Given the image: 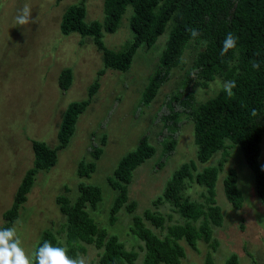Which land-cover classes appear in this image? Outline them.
<instances>
[{"label": "rangeland", "instance_id": "374dc122", "mask_svg": "<svg viewBox=\"0 0 264 264\" xmlns=\"http://www.w3.org/2000/svg\"><path fill=\"white\" fill-rule=\"evenodd\" d=\"M77 2L79 0H0V226L4 222L3 211L10 207L22 175L32 165L31 140L53 147L62 111L69 102L85 99L88 86L96 82L97 88L84 111L77 116L69 141L56 152V161L49 169L34 174L25 201L10 227H15L21 247L29 256L44 229H49L62 241L64 216L59 212L55 197L63 194L73 202L78 194L77 183L93 184L99 187L101 198L94 209L87 207V212L98 226L114 234L126 250H134L137 253L134 264H140L143 250L141 241L129 230L131 214L122 207L115 222L107 223L115 191L106 180L119 158L132 150L145 134L154 153L131 171L126 188L128 201L135 202L133 212L141 215L143 210L150 209L161 214L164 217L162 228L144 221L159 237L166 235L167 226L186 221L167 202L153 205L151 201L161 194L180 164L193 161L194 172H197L217 165L222 157L221 150H217L203 162L196 159L193 124L184 113L177 116L179 125L173 135L171 153L163 155L161 150L160 140L170 134L162 126L161 114L167 111L168 96L184 85V74L193 65L202 44L189 41L180 56L182 64L172 67L152 99L142 103L141 92L156 67L172 23H167L150 47L141 45L135 50L127 70H114L103 66L100 52L90 36L60 33L63 11ZM82 3L86 22L101 21L102 0H83ZM25 4L31 8L34 23L17 25L15 17ZM129 14L127 6L112 32L101 31V40L109 49L121 50L132 40ZM63 68H69L72 75L66 90L57 85ZM223 82L220 77H214L206 85L194 84L193 104L211 98ZM102 135L104 141H101ZM98 147L101 152L94 159L92 148ZM225 152V162L214 185V199L222 214L221 224L210 228L217 242L215 249L200 239L193 247L180 240L183 254L179 264H204L206 256L210 264H223L231 253L236 254L238 264H264V208L253 190V174L237 147H228ZM80 160L94 162L88 177L76 175ZM258 160L264 164V134ZM227 168L235 170L242 195L243 202L238 209L233 208L223 194L222 178ZM201 191L204 192V187L195 181L184 182L183 194L189 199L203 202ZM81 245L84 252L78 253L88 264H95L100 249L91 244Z\"/></svg>", "mask_w": 264, "mask_h": 264}, {"label": "trees", "instance_id": "16d2710c", "mask_svg": "<svg viewBox=\"0 0 264 264\" xmlns=\"http://www.w3.org/2000/svg\"><path fill=\"white\" fill-rule=\"evenodd\" d=\"M82 2L79 0L65 8L59 21L60 33L76 32L80 36H90L105 68L127 70L135 50L141 45L150 47L167 23H172L156 67L141 92L142 103L146 104L152 99L172 67L182 64L180 56L189 41L202 44L196 52L193 65L184 74V85L168 96L167 111L161 114L162 126L170 133L160 140L161 150L163 155L171 153L173 135L179 125L177 116L184 113L193 124L196 159L203 162L217 150H221L222 157L217 165L203 167L201 171L194 172L193 161L182 163L173 171L161 194L151 203L157 205L167 202L186 221L167 226L166 235L159 237L144 221L153 227L162 228L164 217L150 209L143 210L141 215L134 214L135 202L128 201L127 196L126 187L131 180V171L154 153L147 136L141 135L136 146L119 158L111 176L107 177L108 185L115 191L108 208L107 223L111 225L115 222L116 214L122 207L131 214L129 230L141 241L143 250L140 264H179L183 254L178 242L180 240L193 247L200 239L214 250L217 242L210 228L219 226L222 221L220 207L214 199V185L217 173L225 162V150L228 147H237L251 170L254 193L264 208V164L258 160L260 141L264 134V0H102L101 21L88 22L84 20ZM127 6L130 7L128 28L132 32V40L121 50L114 51L103 44L101 31L112 32ZM188 29H196L200 35L192 38ZM228 32L237 37V45L221 56V45ZM253 62L260 64L259 69H253ZM71 77L69 68L61 69L57 77L59 89L66 90ZM214 77H220L223 81L234 80V96L229 98L221 87L211 98L193 104V85H206ZM96 88L97 83L92 82L87 88L85 99L66 105L61 113L53 147L31 140L32 165L22 175L10 207L3 211L4 222L0 229L9 228L17 217L18 208L25 201L34 174L49 169L55 163L56 152L69 141L77 116L84 111ZM253 109L257 111L256 116L251 114ZM101 141H104V135ZM100 152L99 147L92 148L91 155L97 159ZM93 169V161L85 163L80 160L76 175L88 177ZM187 180L204 187V192L200 194L203 202L191 200L183 194L184 182ZM222 189L230 205L235 209L240 208L243 199L233 168L225 171ZM77 191L73 202H69L63 194L55 197L59 212L64 216L61 224L63 240L59 241L52 231L44 229L33 252L48 240L53 246L66 247L68 255L75 258L78 252H84L81 244H91L100 249L95 264H134L137 253L132 249L126 250L114 234L98 226L87 212V207L94 209L101 198L99 187L79 182ZM195 221L199 224L194 225ZM210 263L209 256H206L204 264ZM223 264H238L236 254H229Z\"/></svg>", "mask_w": 264, "mask_h": 264}, {"label": "clouds", "instance_id": "9594fccd", "mask_svg": "<svg viewBox=\"0 0 264 264\" xmlns=\"http://www.w3.org/2000/svg\"><path fill=\"white\" fill-rule=\"evenodd\" d=\"M31 12L30 6L25 4L15 17V23L17 25L34 23L31 18ZM188 31L192 38L200 35L196 29H188ZM236 45L237 37L232 32H228L222 42L220 55L225 56ZM252 67L253 69H259L260 64L253 62ZM221 87L229 98L234 96L233 89L236 87L234 80L223 82ZM251 114L256 116V109H253ZM21 243L15 227L0 229V264H88L87 259L83 255L77 253L75 258L70 257L66 247L53 246L48 240H45L41 246L37 247L31 256L25 253Z\"/></svg>", "mask_w": 264, "mask_h": 264}]
</instances>
